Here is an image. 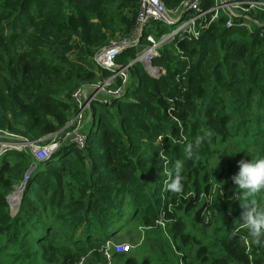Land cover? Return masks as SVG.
I'll list each match as a JSON object with an SVG mask.
<instances>
[{"label": "trees", "instance_id": "trees-1", "mask_svg": "<svg viewBox=\"0 0 264 264\" xmlns=\"http://www.w3.org/2000/svg\"><path fill=\"white\" fill-rule=\"evenodd\" d=\"M183 1L161 0L168 9ZM138 12L137 0H0V130L36 141L64 128L79 110L72 94L109 76L94 55L128 38ZM146 32L159 39L168 30L152 23ZM200 32L162 44L148 70L132 64L123 97L88 108L84 149L63 144L44 163L16 151L0 157V264H71L88 252L98 264L110 239L138 229L155 248L167 230L182 264H264L263 249L251 243L247 251V231L232 235L245 194L231 181L238 161L252 159L246 152L264 155V42L257 32L227 28L223 16ZM136 53L127 50L116 63L125 66ZM151 68L164 74L153 78ZM200 137L197 157L183 160V191H164L165 169ZM224 150L236 154L219 157L224 198L210 209L221 225L209 233L199 196ZM33 164L13 213L7 197ZM254 199L264 210V193ZM114 254L122 264H151Z\"/></svg>", "mask_w": 264, "mask_h": 264}, {"label": "built area", "instance_id": "built-area-1", "mask_svg": "<svg viewBox=\"0 0 264 264\" xmlns=\"http://www.w3.org/2000/svg\"><path fill=\"white\" fill-rule=\"evenodd\" d=\"M220 11H217L215 7H206V0H184L189 5L186 8H182L179 15L175 13H167L161 10H167L160 0H137L139 13L136 20V25L131 36L124 38L120 43H114L113 45L103 47L94 57V62L103 67V70L109 72V76L104 78L100 83L87 84L80 87L76 92L72 94V100L79 107L80 112L76 117V120L72 122L68 127L69 129L63 134L52 140L49 145L38 146L35 143L25 141L13 135L6 130H0V157L9 151H22L30 150L32 156L36 162H42L47 158L53 156L61 145H73L78 149H84L86 144V131L84 130L85 124L89 122L91 113L88 108L93 104L100 103L104 106H111L115 101H118L123 97L126 92L127 85L129 83L130 73L128 66L118 65L116 63L117 57L123 52L136 48L140 43V39L143 36L144 28L148 27L150 23L165 24L167 28L173 27L175 23H181L184 14L187 18L191 17L189 24H186V20L182 22L178 27L176 33H187L191 37L197 39L200 35L201 29H207L209 25L217 22L220 15L226 17V27L230 28L236 26L238 28L246 29L248 32H257V35L264 42V0L255 1L253 5H250L251 1L248 0H212ZM181 2V3H183ZM198 9V12L197 10ZM168 30V29H165ZM170 30H168L169 34ZM174 32V29L171 31ZM167 34H162L159 39L155 38L153 33L146 35L145 39L150 43L142 51V56L138 62L146 66L147 62L150 65L152 60L158 56V48L164 44L162 41L166 38ZM172 39V38H171ZM161 40V41H159ZM159 68H151L150 74L153 78H158L164 74L159 75ZM151 76V77H152ZM92 120V118H91ZM35 169V164L31 165L24 173L23 180L14 188V192L10 194L7 199L12 198L10 205L17 203L20 198L29 178L30 173ZM216 185L210 182L209 191L207 193H201L199 201L204 202L203 218L205 226L212 219L211 205L213 204L212 192H215ZM220 194L217 198L223 199V188L219 189ZM192 195L188 193L186 197ZM234 197L231 201H234ZM236 232V231H235ZM246 244V243H245ZM250 244L247 243V251ZM130 246L126 244L109 245L107 244L103 250V256L101 263L98 264H112L114 260V253L120 255L124 252L130 251ZM264 250V246H262ZM94 255L88 253L80 255L71 264H96L94 263ZM180 264H182L180 262Z\"/></svg>", "mask_w": 264, "mask_h": 264}, {"label": "clouds", "instance_id": "clouds-1", "mask_svg": "<svg viewBox=\"0 0 264 264\" xmlns=\"http://www.w3.org/2000/svg\"><path fill=\"white\" fill-rule=\"evenodd\" d=\"M164 137H161L162 141ZM204 137L198 138L194 144H188L183 152L182 159L177 160L171 170L165 169L166 181L164 184V191L178 194L183 191L182 183V169L184 167L183 160H192L197 157V149L204 143ZM251 155V160L241 159L238 161V171L232 175L231 181L234 186L243 192L244 199L238 204L241 209L239 222L247 231V236L243 237L247 244L249 240L257 246H264V210H261L257 201L254 199L260 193H264V155L257 156L253 152H246ZM221 154L234 155L236 153L229 150L222 151L217 159L219 164V157ZM215 167V168H216ZM239 230L233 232L236 236Z\"/></svg>", "mask_w": 264, "mask_h": 264}, {"label": "rangeland", "instance_id": "rangeland-1", "mask_svg": "<svg viewBox=\"0 0 264 264\" xmlns=\"http://www.w3.org/2000/svg\"><path fill=\"white\" fill-rule=\"evenodd\" d=\"M172 29L173 28H171V27L168 28V30H170V31ZM149 75L152 76V74H150V73H149ZM70 124H71V122L69 123V125ZM91 124H92L91 118H89V122L87 124H85V128H84V130L86 132L89 129V127L91 126ZM225 162H226V160H223L220 163V165L218 164L217 167H216V165L218 162L216 159H214L211 162L210 168H211L212 172L214 171V173H215L212 176V182L215 183V185H216L215 192H212V196L214 197L213 201L215 199H217V195L220 194L218 192V190L221 188H224L223 182L218 181V173H220V167L225 165ZM18 206H19V204L17 206L13 205V207H11V210L13 213L17 211ZM220 217L221 216L217 215V214L213 215L211 221L208 224L209 227L205 226V223H203L204 227H202V228L209 231V233H212V229L220 227V225H221ZM203 222H204V218H203ZM157 226L162 228L164 226V224L161 221V223L157 224ZM235 226H237L236 229H238L239 231H244V230L246 231V229H244L242 227V225L240 224L239 218H237V220L235 222ZM145 232L146 231H144V230L138 229V230H135L134 232H132V234L123 233L122 236H118L116 238L110 239L108 243H109V245H118V244L129 245L131 249L129 252H126L127 255H125V256L133 257L138 263H141L145 259H148L151 264H180V262H181L180 253H177L176 249H174L173 243L168 239L169 232L167 230H165V231L161 230L160 233L159 232L157 233L159 235L156 236V238H157L156 241L158 243L156 248H155V244H154V239L152 237L149 238L145 234ZM206 235L207 234H205V236ZM130 240H132L133 242ZM207 242L212 243V240L207 241ZM249 244H251L250 240H249ZM257 249L260 252V250L262 249V246H257ZM90 254H93V252H90ZM112 264H122V263L120 261L113 260Z\"/></svg>", "mask_w": 264, "mask_h": 264}, {"label": "bare ground", "instance_id": "bare-ground-1", "mask_svg": "<svg viewBox=\"0 0 264 264\" xmlns=\"http://www.w3.org/2000/svg\"><path fill=\"white\" fill-rule=\"evenodd\" d=\"M161 1V0H160ZM248 1H251L250 2V5H253V4H255L254 2L255 1H260V0H248ZM162 3V2H161ZM163 4V3H162ZM187 5H189V3L188 2H183V3H181L180 5H178L177 7H175V8H172V9H168L167 7H165V5L163 4V6L167 9V10H161V11H164V12H167V13H175L176 14V16L177 15H179V12H180V10L182 9V8H186V6ZM212 7H215V9H217V11H220L219 9H218V7L216 6V4H214ZM197 10V12H198V9H196ZM139 13V12H138ZM188 14H190V13H186V14H184V17L182 18V22H184L185 20V22H186V24H189V22H190V20H191V17H189V18H187L186 17V15H188ZM220 16H223V17H225L224 15H220ZM226 18V17H225ZM219 19V18H218ZM137 20V19H136ZM218 21V20H217ZM181 22V23H182ZM181 23H175L174 24V26L173 27H171V28H174V31H175V33L176 32H178V27H179V25L181 24ZM152 23H150V25H151ZM136 25V24H135ZM149 25V26H150ZM148 26V27H149ZM161 26H162V28H164V29H168L167 27H166V25L165 24H161ZM148 27H146V28H144V30H143V33L145 34V35H150L149 33H147L146 32V30L148 29ZM135 28V27H134ZM133 31H134V29H133ZM132 31V32H133ZM132 32H131V34H132ZM201 33V32H200ZM131 34H130V36H131ZM129 36V37H130ZM161 36V35H160ZM175 36V34H174V32H170L169 34H167V36H166V38H164V40L162 41V43H167L168 41H170L171 40V38H173ZM176 36L178 37V33H176ZM199 37H201V36H199ZM123 40V39H122ZM141 40V39H140ZM181 40H185V39H181ZM159 41H161V40H159ZM121 42V41H120ZM120 42H118V43H120ZM140 43L136 46V49H137V53H136V58L132 61V62H130L129 64H127V66H128V70H129V68L132 66V64H134V63H136V62H138L139 60H140V58H141V56H142V45L143 44H141V41H139ZM145 44H150L147 40H145ZM113 45V44H112ZM110 46V45H109ZM102 49V48H101ZM100 49V50H101ZM99 50V51H100ZM98 51V52H99ZM97 52V53H98ZM96 53V54H97ZM95 54V55H96ZM94 55V56H95ZM96 63V62H95ZM140 63V62H139ZM98 66H100L98 63H96ZM101 68H103L102 66H100ZM147 69H149V64H148V62H147V64H146V66H145ZM100 83V82H99ZM78 109H79V107H78ZM79 112H80V109L78 110V112L75 114V116L72 118V120L70 121L71 123L72 122H74L75 120H76V117L78 116V114H79ZM70 122H68L66 125H65V127L64 128H62L61 130H59L58 132H56V133H54V134H51V135H49V136H46V137H44V138H42V139H39V140H36V141H28V142H32V143H35V144H37L38 146H46V145H49L51 142H52V140H54L55 138H57L58 136H60V135H63L68 129H69V127H68V125H69V123ZM78 149V148H77ZM80 150V149H79ZM82 150V149H81ZM16 152H19V153H24V154H27V155H31L32 156V153L30 152V150H22V151H16ZM55 155V154H54ZM53 155V156H54ZM53 156H51L50 158H47V159H45L44 161H42L41 163H44V162H48ZM33 157V156H32ZM34 171H35V169L30 173V175H29V178H28V180H27V183L29 182V180L31 179V175L34 173ZM23 178H24V175H23ZM23 178L21 179V181L23 180ZM20 181V182H21ZM26 187H27V184H26V186H25V188H24V190H23V192H22V194H21V196H20V198L17 200V203H15V204H13V205H18V204H20V202H21V200H22V197H23V194H24V192H25V190H26ZM12 201V198H10V199H7L6 200V202L8 203V204H10V202ZM13 205H10V209H11V207H13ZM164 216L162 215L161 217H160V219H159V221L157 222V224H160L161 223V221L163 222V224L165 225V221H164V218H163ZM109 244V243H108Z\"/></svg>", "mask_w": 264, "mask_h": 264}, {"label": "water", "instance_id": "water-1", "mask_svg": "<svg viewBox=\"0 0 264 264\" xmlns=\"http://www.w3.org/2000/svg\"><path fill=\"white\" fill-rule=\"evenodd\" d=\"M148 74H149V73H148ZM158 74H159V75H161V74H162V71H161V70H159Z\"/></svg>", "mask_w": 264, "mask_h": 264}]
</instances>
